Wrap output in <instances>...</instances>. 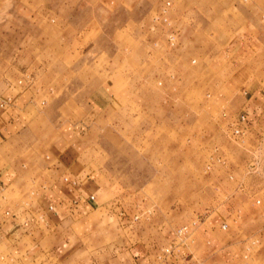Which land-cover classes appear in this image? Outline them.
<instances>
[{
    "label": "rangeland",
    "instance_id": "1",
    "mask_svg": "<svg viewBox=\"0 0 264 264\" xmlns=\"http://www.w3.org/2000/svg\"><path fill=\"white\" fill-rule=\"evenodd\" d=\"M12 85L34 93L62 180L75 168L95 185L86 216L101 249H153L215 218L229 224L219 254L202 237L191 264H264V132L231 128L244 108L264 111V0H0V95Z\"/></svg>",
    "mask_w": 264,
    "mask_h": 264
},
{
    "label": "crops",
    "instance_id": "2",
    "mask_svg": "<svg viewBox=\"0 0 264 264\" xmlns=\"http://www.w3.org/2000/svg\"><path fill=\"white\" fill-rule=\"evenodd\" d=\"M81 31H78L80 38ZM80 38L62 37L54 42L72 45ZM212 60L215 63L216 58ZM33 94L32 91L21 92L12 85L0 95V104L11 98L9 106L0 107V206L4 211L3 215L0 214V264L149 263L154 259L156 248L172 242L174 230L163 234L162 242L158 246L155 244L153 249L148 243L141 244L140 240L126 247L118 244L115 250H110V247L101 249L99 243L93 242L89 227L92 214L86 216V212H91L88 209L92 208V204H97L96 200L90 201L95 185L82 180L75 168L70 169L71 177H67L77 181V187L71 190L62 180L60 167L68 161L61 157L60 148L55 145L49 149V153L44 151L39 124L31 117V111L36 108ZM242 111L251 115L250 110L244 108ZM255 115L257 118L248 120V131L258 128L264 132L263 109L255 112ZM75 128L73 126L69 130L76 134ZM20 196L29 201L18 208L15 201ZM37 196L40 197L36 200ZM14 207L17 209H10ZM80 225L84 230L78 232L76 227ZM218 227H221L220 220L215 218L202 221L187 240L185 259L168 264H191L192 245L201 243L202 237L206 245L211 246L212 255L219 254V243L213 237ZM200 262L196 260L193 264Z\"/></svg>",
    "mask_w": 264,
    "mask_h": 264
},
{
    "label": "built area",
    "instance_id": "3",
    "mask_svg": "<svg viewBox=\"0 0 264 264\" xmlns=\"http://www.w3.org/2000/svg\"><path fill=\"white\" fill-rule=\"evenodd\" d=\"M171 3H167V6L163 9V14L161 18L163 19V23L170 28H172L171 22L168 20L166 17L168 8L170 7ZM160 20V16L154 18V22H157ZM168 41L169 43L174 46L177 42V33L173 30H169L168 33ZM195 62V61H194ZM11 103V98H8L7 100H4L1 102L0 107L1 108H6L9 106ZM248 114L243 113L239 115L232 123H231V128H232V135L234 137H243L246 135L248 129L246 127L248 123ZM64 182L72 189L77 187L78 183L75 180H71L70 178L66 177L64 179ZM95 196L92 195L90 197V201H94ZM53 209V208H50ZM134 221L139 220V216H135ZM197 223L194 222L191 225H184L176 230H174V239L172 242L160 247L156 248V253L154 256V259H152L149 263L146 264H168L171 262L179 261V260H184L185 255H184V249L186 247L187 240L192 236L193 231L192 228L196 227ZM221 229L224 231H227L229 229V224L223 223L221 225ZM256 243H254L255 245ZM251 252L252 249L250 247L247 248V252L245 255L246 260H250L251 258Z\"/></svg>",
    "mask_w": 264,
    "mask_h": 264
}]
</instances>
